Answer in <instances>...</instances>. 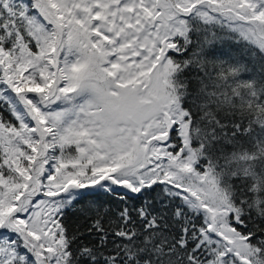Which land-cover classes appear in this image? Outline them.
<instances>
[{
  "label": "snow or ice",
  "instance_id": "1",
  "mask_svg": "<svg viewBox=\"0 0 264 264\" xmlns=\"http://www.w3.org/2000/svg\"><path fill=\"white\" fill-rule=\"evenodd\" d=\"M0 264H264V0H0Z\"/></svg>",
  "mask_w": 264,
  "mask_h": 264
},
{
  "label": "trees",
  "instance_id": "2",
  "mask_svg": "<svg viewBox=\"0 0 264 264\" xmlns=\"http://www.w3.org/2000/svg\"><path fill=\"white\" fill-rule=\"evenodd\" d=\"M100 201V202H107L109 203L112 207H116L118 206L119 202L115 201L114 198L109 197L103 193H86L85 194V199L81 200V205H84L86 203H88L89 201ZM133 201L130 200L129 203H132ZM66 219H67V223L72 225V226H77V225H81L82 221H83V217L80 214V212L76 209H70L67 213H66Z\"/></svg>",
  "mask_w": 264,
  "mask_h": 264
}]
</instances>
